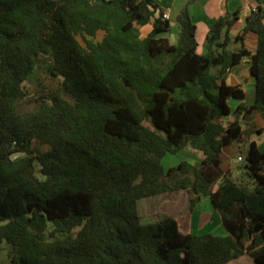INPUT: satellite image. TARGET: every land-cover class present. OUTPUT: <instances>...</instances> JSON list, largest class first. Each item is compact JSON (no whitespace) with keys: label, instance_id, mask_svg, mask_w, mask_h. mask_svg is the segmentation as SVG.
<instances>
[{"label":"trees","instance_id":"trees-1","mask_svg":"<svg viewBox=\"0 0 264 264\" xmlns=\"http://www.w3.org/2000/svg\"><path fill=\"white\" fill-rule=\"evenodd\" d=\"M162 14L155 0H0L6 264H228L245 255L264 264V150L249 141L262 133L253 115L264 119V13L252 11L234 39L237 14L221 16L203 54L186 4L174 43L162 36L170 28ZM243 60L252 99L226 121L229 99L245 92L224 77ZM45 62L59 80L21 109L23 82ZM232 145L239 177L223 167ZM185 148L201 160L165 170L162 158ZM178 190L191 209L207 196L226 235L183 232L173 217L141 222L140 199Z\"/></svg>","mask_w":264,"mask_h":264},{"label":"crops","instance_id":"crops-1","mask_svg":"<svg viewBox=\"0 0 264 264\" xmlns=\"http://www.w3.org/2000/svg\"><path fill=\"white\" fill-rule=\"evenodd\" d=\"M155 2L162 10V13H168L167 20L169 22L170 28L169 31L167 33H164L162 36L168 38L170 43H173L170 37L174 36L176 40V36L178 33L176 16L185 4L188 6L189 15L193 23L195 24V40L197 43L196 52L198 54H203L205 52L204 40L211 25L224 14H237V21L233 24L230 32L232 39H234L239 32H242V29L244 28L246 23V18L252 11L259 7L260 10H262V12L264 13V0H155ZM151 29L152 23H147L140 28V31L143 36H146L151 31ZM243 43L244 47L248 51L253 52L257 44V35L250 31L246 32L243 36ZM239 46V43H237L236 41H232L231 49L237 51ZM224 81L228 85L239 86L245 92V99L243 101L237 99H229L228 101L230 114L225 120L232 121L234 119L233 112L237 108V106L240 103L248 104L251 102L254 89V79L248 71L245 60H243L241 63L227 71L224 77ZM252 122L254 123L256 128L262 130V133L252 134L249 138V141L255 140L258 147L261 150H264V119L256 113L253 115ZM247 145L248 144H245V148L247 147ZM237 149V145L228 146L223 149V164L224 159H227L226 167L224 168V170H232L231 172H234L231 167V160L234 161L233 156L236 155ZM235 172L241 175L240 170H236ZM198 208V205H195V207L193 208V214L196 217H198L199 215V212L196 210ZM213 215H215L217 221L219 220L220 222L218 214L214 213L213 211ZM199 225H201V219H199L198 226ZM219 232L221 236L226 235L225 230L220 229Z\"/></svg>","mask_w":264,"mask_h":264},{"label":"rangeland","instance_id":"rangeland-1","mask_svg":"<svg viewBox=\"0 0 264 264\" xmlns=\"http://www.w3.org/2000/svg\"><path fill=\"white\" fill-rule=\"evenodd\" d=\"M101 33L96 36L99 39ZM171 41L175 42V37H170ZM46 60L50 57L46 56ZM48 62V61H47ZM47 62L42 63L40 66L35 67L33 72L23 82L22 87L25 92L24 99L19 103L21 109H30L34 105V99L43 86H50V84H56L59 79H51L47 72ZM245 151V146H242ZM201 153L189 148L181 149L176 153H167L161 160V164L165 170L170 167L176 166L181 161H186L190 164H196L201 159ZM234 161H232L233 176L239 177L240 174L236 173L239 170L242 161H238L236 154ZM227 159H224L223 167H226ZM35 174H39V164L34 162ZM202 199V200H201ZM196 203L199 206L196 209L199 212L198 217L194 216L193 208L190 209L188 205V196L186 191L178 190L173 192H167L152 196L149 198L140 199L138 201V212L142 223L155 222L165 217H173L178 227L183 232H192L194 234H211L213 236H221L219 230H224L219 220L217 221L215 215H213V207L210 199L207 196H202ZM208 215V216H207ZM207 217V219H206ZM199 219H201V225L198 226ZM7 247L2 242L0 243V264L8 263ZM228 264H257L249 256L245 255L236 260L229 262Z\"/></svg>","mask_w":264,"mask_h":264},{"label":"built area","instance_id":"built-area-1","mask_svg":"<svg viewBox=\"0 0 264 264\" xmlns=\"http://www.w3.org/2000/svg\"><path fill=\"white\" fill-rule=\"evenodd\" d=\"M162 17L165 18V19H167V18H168V13H167V12H164V13L162 14ZM237 160H238V161H241V160H242V157L238 156V157H237Z\"/></svg>","mask_w":264,"mask_h":264}]
</instances>
